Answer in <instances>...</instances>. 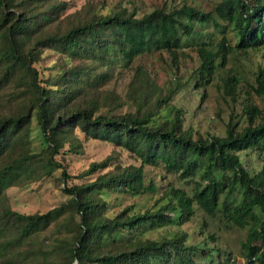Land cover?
Segmentation results:
<instances>
[{"label":"trees","instance_id":"16d2710c","mask_svg":"<svg viewBox=\"0 0 264 264\" xmlns=\"http://www.w3.org/2000/svg\"><path fill=\"white\" fill-rule=\"evenodd\" d=\"M68 4L0 0L2 259L42 253L53 264H214L212 252L221 257V250L206 242L214 232L190 242L180 227L197 209L208 215L221 209L235 225L248 226L242 242L248 263L264 264V65H256L251 81L226 69L230 52L249 57L264 48V0H220L207 11L167 1L141 10L134 0H119L108 9L90 2L66 12ZM218 19L234 42L227 29L217 39L206 29ZM47 47L58 57L55 72L42 77L36 63ZM151 52L167 54L173 77L180 62L190 61L186 83L199 104L212 94L227 102L222 133L186 123L185 109L171 101L180 84L160 86L140 61ZM125 75L124 96L106 87ZM34 118L39 150L31 146ZM78 133L113 143L133 161L123 163L113 151L70 172L62 159L81 151ZM250 158H257L253 167ZM157 164L174 180L163 174L147 180L146 166ZM56 170L67 195L61 203L30 213L2 204L7 187ZM192 179L191 191L180 183ZM114 192H150L155 203H129L109 213ZM145 224L180 229L144 238L136 230ZM230 257L217 264H235Z\"/></svg>","mask_w":264,"mask_h":264},{"label":"rangeland","instance_id":"374dc122","mask_svg":"<svg viewBox=\"0 0 264 264\" xmlns=\"http://www.w3.org/2000/svg\"><path fill=\"white\" fill-rule=\"evenodd\" d=\"M69 4L66 12H72L90 2L98 8L102 6L105 9L110 8L114 3L119 0H68ZM171 2L172 4H195L204 10H213L214 6L220 0H134L135 4L141 10L150 9L155 6L161 5L163 2ZM127 4V2H125ZM219 24L216 25L212 21L206 25V29L213 32L214 39H217L223 30L227 29V36L231 42H234L235 36L233 31L229 27L225 26L224 21L219 20ZM58 52L52 48H44L41 59L36 63L42 77L50 76L55 72V64L57 62ZM140 61L143 62V66L151 69L152 75L156 74L157 82L160 86H175L176 83L180 84L179 90L173 95L171 101L176 105L185 109L186 123H189L193 129L205 132H216L222 133L224 130V121L227 120L229 114V106L227 102L217 94L210 95L207 100L200 102L199 94L186 83L187 73L190 67V61L180 62V70L177 75L173 77L174 73L172 68L167 63L170 60L166 53L163 54L162 58L154 53H145ZM264 65V48L251 50L250 56L237 55L235 52H230L226 69H231L237 72L243 79L251 81L254 78V72L258 63ZM174 78L173 81L168 80ZM129 77L125 75L124 78H120L117 81L110 82L106 87H113L118 93L123 96L127 89V82ZM168 80V81H167ZM176 87V86H175ZM239 109V107H238ZM80 141L82 143L81 151H68L64 155L62 161L67 164L70 172L77 173L80 170L86 168L91 161L100 160L111 152L118 151L121 161L123 163H129L133 161V158L129 155L130 153L120 149L118 146L111 142H107L100 139L85 138L82 133H78ZM31 146L34 150L42 148L41 132L37 124L36 119L32 121V129L30 133ZM255 159L250 158L247 160V164L250 167L255 165ZM203 168V167H202ZM201 170V168L199 169ZM147 180L149 177L155 179L159 178V174L169 176L174 180L173 175H166L163 165H147ZM197 177V176H196ZM28 183L24 184H13L4 190V197L2 204L7 208L18 210L21 212H44L49 208L61 203L67 198V195L62 190V183L59 179L58 171H54L52 174L42 175L36 179L27 177ZM179 183L178 181H175ZM183 186L191 191L193 186V179L188 182H180ZM156 195L150 192H144L137 195H131L128 193L114 192L109 194L108 209L107 211L114 212L125 204L134 203L139 208H145L153 206L155 203ZM1 205V204H0ZM2 212L0 213V215ZM202 219L206 220V223H202ZM203 226V227H202ZM200 227L203 231H200ZM180 228H184L189 232V241L195 242L199 239L202 240L205 232H214V240L207 238L206 242L208 246L214 245L221 250V257L216 255V250L212 252L214 264L218 261H222V258L227 253L230 254V260H233L235 264H249L247 261L246 252L242 247V242L246 238L248 226L240 227L232 223V221L226 216V214L218 209L213 215L204 213L201 209H197L195 215L188 222L181 225ZM176 224H166L163 226H151L145 224L139 227L136 232L142 237L158 238L164 234L172 233L180 229ZM53 230L54 227L50 226ZM3 255L0 252V264H53L48 261L45 254L35 253L30 254L28 257H22L21 259H14L11 262H5L2 259ZM264 259V258H263ZM200 262L202 260L197 258ZM206 262H210L209 259H204Z\"/></svg>","mask_w":264,"mask_h":264},{"label":"water","instance_id":"95a60500","mask_svg":"<svg viewBox=\"0 0 264 264\" xmlns=\"http://www.w3.org/2000/svg\"><path fill=\"white\" fill-rule=\"evenodd\" d=\"M74 263H75V264H78V262H77L76 260L74 261Z\"/></svg>","mask_w":264,"mask_h":264}]
</instances>
